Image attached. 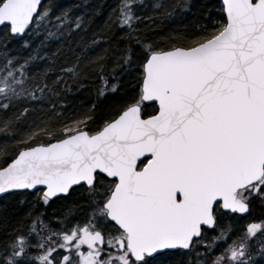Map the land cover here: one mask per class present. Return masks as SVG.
<instances>
[{"label":"snow or ice","instance_id":"snow-or-ice-1","mask_svg":"<svg viewBox=\"0 0 264 264\" xmlns=\"http://www.w3.org/2000/svg\"><path fill=\"white\" fill-rule=\"evenodd\" d=\"M0 264H264V0H0Z\"/></svg>","mask_w":264,"mask_h":264},{"label":"trees","instance_id":"trees-1","mask_svg":"<svg viewBox=\"0 0 264 264\" xmlns=\"http://www.w3.org/2000/svg\"><path fill=\"white\" fill-rule=\"evenodd\" d=\"M60 4H73L78 2V0H58ZM82 2V0H80ZM101 0H88V3H100ZM103 4L105 5H112L114 0H102ZM209 3H214L216 0H208ZM194 19L191 15L185 17L184 20L179 21L178 24L187 25L189 28L193 25ZM177 22H173L169 24L168 27L178 26ZM98 87L95 84L89 83L84 88H73L71 91L65 94V99L67 100V104L64 107V112L66 115L68 114H75L77 111L83 110L85 106L90 105L93 100H95V88ZM259 209L253 210L252 215L258 216Z\"/></svg>","mask_w":264,"mask_h":264}]
</instances>
